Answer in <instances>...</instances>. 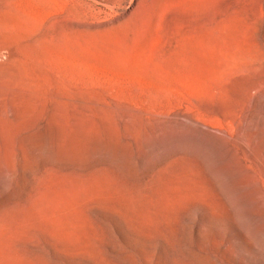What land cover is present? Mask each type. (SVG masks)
Masks as SVG:
<instances>
[{"label": "rangeland", "instance_id": "obj_1", "mask_svg": "<svg viewBox=\"0 0 264 264\" xmlns=\"http://www.w3.org/2000/svg\"><path fill=\"white\" fill-rule=\"evenodd\" d=\"M0 264H264V0H0Z\"/></svg>", "mask_w": 264, "mask_h": 264}]
</instances>
